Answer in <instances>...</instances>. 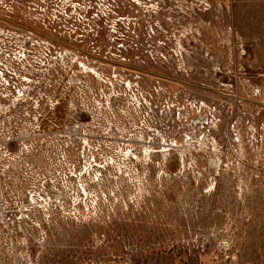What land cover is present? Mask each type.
I'll list each match as a JSON object with an SVG mask.
<instances>
[{
  "label": "rangeland",
  "instance_id": "rangeland-1",
  "mask_svg": "<svg viewBox=\"0 0 264 264\" xmlns=\"http://www.w3.org/2000/svg\"><path fill=\"white\" fill-rule=\"evenodd\" d=\"M0 264H264V0H0Z\"/></svg>",
  "mask_w": 264,
  "mask_h": 264
}]
</instances>
